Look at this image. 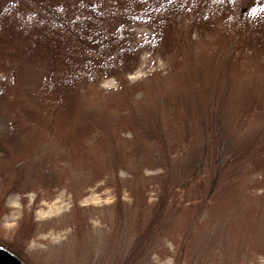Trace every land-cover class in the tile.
Wrapping results in <instances>:
<instances>
[{"label":"rangeland","instance_id":"374dc122","mask_svg":"<svg viewBox=\"0 0 264 264\" xmlns=\"http://www.w3.org/2000/svg\"><path fill=\"white\" fill-rule=\"evenodd\" d=\"M4 10L5 7L2 12ZM9 11L13 16L16 11L17 16L21 15L18 9ZM127 29L126 36L137 46L138 53L135 66L126 77L124 92L116 93L115 79L104 76L89 87L88 95L80 94L75 98L81 103L77 104L80 113L98 117L102 139V149L92 152L89 149L86 153V158L92 154L95 159L87 163L88 171L85 170L84 175L77 171L84 168L81 159L76 158L79 162L72 167L57 154L71 144L66 135L54 133L59 126L49 128L45 118L38 117L34 118L33 125L27 126L31 113L14 124L13 113L7 112L4 103H0V138L13 148L12 156L21 158L17 161L12 157L13 162L9 164L0 159V167L6 168L9 175L7 180L0 177L2 204L6 207L0 216V231L13 233L23 217L25 222L34 221L36 231L24 245L32 264H120L124 256L120 251L135 237L136 222L146 223L153 216L157 184L152 181L162 174L158 167H143V178H137L134 173L136 182L146 180L148 183L144 191L148 201L146 216L137 221L139 208L134 206L132 195L114 185L131 176L121 168V163L138 168L144 162L152 165L154 161L149 154L140 153L136 160L125 152L132 138L128 125L141 130L139 125H146L147 130L159 125L167 128L171 137L177 131L186 130L191 138L189 142H182L186 145L180 153L174 142H170L171 137L165 141L172 150V165L167 174L172 185L182 187L174 191L172 202L168 200L169 209L160 210L158 219L152 222L149 234V238L154 239L152 248L139 257L138 264H264V184L257 181L264 166V110L261 109L264 108V79H258L257 71L251 68L255 64L247 62L245 69L240 68L232 81L226 83L230 75L224 76L219 67L208 72L210 67L221 64L223 60L216 59L222 52L209 49L200 53V44L196 57L203 66L201 70L190 67L203 72L201 78L194 79V71L189 72L192 69L182 63L183 73L174 84L157 82L150 87L166 73L172 57L168 56L167 62L161 57L165 53L153 52L151 45L156 33L149 27L136 24L128 25ZM175 63H179V59ZM31 67L32 74L27 73L29 82L37 74ZM4 77L0 72V80ZM115 102L119 103L115 105ZM204 107L209 117L218 116L219 137L226 141L230 151L223 154L228 158L224 168L210 174L205 167L208 177L199 186L205 190L211 177H218L219 181L213 182L217 186L213 197L197 199L191 193L201 169L192 185L186 175L200 163L195 164L193 158L194 152L203 148L199 130L202 123L196 118L201 117L198 109ZM189 116L191 120L187 119ZM193 128L195 130L191 131ZM143 132L138 134L147 145V135ZM150 146L160 148L154 142ZM206 157L201 158L203 165ZM52 159L56 169L54 165L45 167ZM15 166L22 169V173L14 174ZM101 171L105 177H98ZM50 178L56 180L50 183ZM15 179L23 191L6 190L8 182ZM0 252L8 254L2 247Z\"/></svg>","mask_w":264,"mask_h":264},{"label":"trees","instance_id":"16d2710c","mask_svg":"<svg viewBox=\"0 0 264 264\" xmlns=\"http://www.w3.org/2000/svg\"><path fill=\"white\" fill-rule=\"evenodd\" d=\"M3 7L6 12H2ZM13 9H18L20 17L16 15L17 11L12 15L9 10ZM136 24L149 27L156 33L155 42L151 45L154 53H165L161 54L165 60H169L170 55L172 57V61L166 60L168 67L170 66L166 73L150 87L157 82L174 84L183 73L182 63H185L186 67L192 65L193 68L199 67L201 70L203 65L196 57L200 44V53L209 49L222 52L221 57L216 59L219 62L223 60L221 64L210 67L208 72L215 66L219 67L224 76L230 75L226 83L232 81L231 78L239 73L240 68L245 69L247 62L255 64L251 68L257 71L258 79H264V0H0V72L5 75L3 80H0V103H4L7 112L13 113L14 124L19 118L31 113V117L27 118V126L33 125L36 117L45 118L43 120L47 121L49 128L55 129L59 126L54 133L70 138L71 153L67 148L57 154L62 162H70L72 167L79 162L76 158L81 159L84 168L77 171H81L82 175L85 170L88 171L87 163H90L92 158L95 159L92 154L86 158V153L89 149L91 152L94 149H102V139L98 127L100 125L96 120L98 117L80 113L77 104L81 103L75 101V98L80 94L88 95L89 87L96 85L104 76L115 79L116 93L124 92L128 81L127 74L133 70L138 53L137 46L130 43L126 36L127 26ZM177 59L179 63L176 64ZM31 66L37 74L29 82L27 73L32 74ZM193 68L189 72L194 71ZM203 75L201 71L193 73L194 79ZM144 95L146 97L147 94ZM104 101L107 102L106 99ZM118 103L115 102V105ZM108 104L110 103H107L110 107ZM198 110L197 113L201 112V117L196 118V121L198 119L202 123L199 130L203 136V148L194 152L195 164L200 163L186 176L192 185L201 169V176L191 195L197 196V199L200 196L210 199L215 194L217 186H214L213 182L219 181L218 177L215 179L213 175L205 190L199 185L208 177L206 168L210 174L221 167L224 168L228 158L223 154L229 149L226 141H221L219 137L218 116L214 119L209 117L205 107ZM191 118L192 116H189L187 119ZM139 126L144 130L143 134L147 135V145L141 142L138 134L142 130L129 124L132 138L131 145L126 147L125 152L136 160H139L140 153L149 154L154 164L144 162L137 168L121 163V168L131 176L127 181L114 185L115 188L126 189L132 195L134 206L139 208L137 221L146 216L144 214L148 201L144 197V191L148 183L146 180L136 182L134 173L137 178H143V167H158L162 174L152 181L157 184L153 216L146 223L139 221L143 226L136 222L137 233L133 229L135 237H132V242L127 248L121 249L120 253H124V256L120 264H138L139 257L151 250L154 240L149 238L152 222L158 219L160 210L169 209L168 200L172 202V196L176 194L174 191L182 187L180 184L172 185L167 174L172 165V150L169 148L171 145L165 144L171 137L167 128L158 125L156 129L147 130L146 125ZM193 130L195 128L191 131ZM171 138L170 142H174L180 153L186 145L182 142H189L191 134L186 130L183 133L177 131ZM153 142L160 148L150 146ZM12 150L13 148L7 146L0 138V159H5L3 161H8V164L13 162L12 157L20 160V156L11 155ZM204 156H209L206 157L205 165L201 160ZM51 157H55L54 154ZM114 163L121 166L117 162ZM49 165L51 168L54 165L56 169L53 159L45 163V167ZM14 169V174L18 175L19 171L22 173L19 167L15 166ZM102 174V171L99 172L98 177L106 176ZM2 176L5 180L9 177L7 169L0 167V177ZM53 179L50 178V183L56 180ZM17 181L15 179L11 180V183L8 182V187L4 190L23 191ZM257 181L264 184V166ZM2 195L3 193H0V216L6 211L2 204ZM23 218L12 234L0 231V247L24 264H32L25 253L24 245L36 228L32 219L25 222ZM142 234L145 235L144 238Z\"/></svg>","mask_w":264,"mask_h":264},{"label":"bare ground","instance_id":"6f19581e","mask_svg":"<svg viewBox=\"0 0 264 264\" xmlns=\"http://www.w3.org/2000/svg\"><path fill=\"white\" fill-rule=\"evenodd\" d=\"M0 259L7 262V263H12V264H19L22 263L24 264L20 259L14 257V256H9L6 253L0 252Z\"/></svg>","mask_w":264,"mask_h":264},{"label":"water","instance_id":"95a60500","mask_svg":"<svg viewBox=\"0 0 264 264\" xmlns=\"http://www.w3.org/2000/svg\"><path fill=\"white\" fill-rule=\"evenodd\" d=\"M0 264H10V263H7V262H5V261H3V260L0 259ZM19 264H21V263H19Z\"/></svg>","mask_w":264,"mask_h":264}]
</instances>
